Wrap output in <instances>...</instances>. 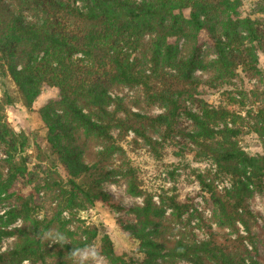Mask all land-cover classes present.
I'll return each mask as SVG.
<instances>
[{
	"label": "trees",
	"instance_id": "trees-1",
	"mask_svg": "<svg viewBox=\"0 0 264 264\" xmlns=\"http://www.w3.org/2000/svg\"><path fill=\"white\" fill-rule=\"evenodd\" d=\"M79 1L82 8L76 5ZM21 2L28 10H38L42 18L25 21L8 6L0 9V73L10 77L28 102L44 86L59 88L54 106L45 109L42 117L54 135L60 163L54 170L31 171L27 158L20 156L18 161H11L6 174L0 172V193L16 191L17 206L9 211L6 224H13L17 218L25 223L18 230L0 227V243L4 237L17 235L14 247L0 251V264L24 261L46 264L36 235L40 221L34 218L40 210L35 201L39 189L58 188L67 195L68 202L79 204V208H84L85 203H103L123 209L101 187L102 182L117 176L124 178L128 193L141 197L143 204L130 207L133 223L122 225L123 234L131 230L129 236L134 235L133 247L115 250L108 236L102 238L100 253L109 259V264H156L161 256L168 257L172 263L183 260L190 264H264L254 260L256 250H249L243 243L240 253L226 251L211 240L150 238L156 233L150 227L167 209L180 219L193 208L201 192H208L217 206L219 225L237 233L241 241L254 242L255 220L248 200L264 189V144L261 150L252 153L241 142L251 133L259 134L264 142V94L255 103L254 118L247 111L253 125L221 104L205 106L200 113L183 105L185 98H195L209 88L216 89L214 79L196 76L198 70L209 67L220 83L231 80L240 68L252 74L261 73L258 52H264V31L255 26L256 21L250 16H243L240 11L243 0ZM64 17L76 18L79 32L75 29L69 33L62 22ZM146 35L152 37L144 53L151 64L149 74L140 68L138 58L131 62L129 53L119 46L122 39L133 38L126 42L137 49ZM182 40L188 43L186 58L180 57ZM206 41L217 55L210 65L202 57ZM76 54L91 59V67L84 70L76 67L72 63ZM96 67L101 69L99 75L98 71L92 73ZM113 86H140L147 100L161 105L164 111L147 115L127 108L122 100L116 103L109 95ZM113 103L115 108L110 110ZM54 108L59 112L51 115ZM182 114L191 120L193 130L180 129ZM229 121L232 127L228 126ZM80 129L87 137L103 142L104 151L97 153L96 158L104 161L118 155L119 165L101 170L96 168L97 163L91 166L84 163L81 153L91 155L92 160L95 157L81 146L76 135ZM130 133L134 135L133 147L129 145ZM180 135L188 143L180 144L177 140ZM17 140L26 145L27 139H17L0 117V142L8 145L10 160H14L18 151ZM162 173L166 174L169 187L159 184L158 175ZM220 178L229 179L232 188L220 193L215 186ZM28 186L32 189L25 191ZM238 223L247 236L239 234ZM89 234L75 248L88 247L96 237L95 233Z\"/></svg>",
	"mask_w": 264,
	"mask_h": 264
},
{
	"label": "rangeland",
	"instance_id": "rangeland-1",
	"mask_svg": "<svg viewBox=\"0 0 264 264\" xmlns=\"http://www.w3.org/2000/svg\"><path fill=\"white\" fill-rule=\"evenodd\" d=\"M76 5L82 8L80 1ZM3 6L4 8L10 7L25 21L42 18L38 10L35 8L28 10L21 0H0V9ZM240 11L243 16H250L252 20H255V26L260 31H264V0H243ZM74 19L76 18L64 17L62 20L64 26L70 31L69 33L74 32L77 27V21ZM78 25L80 26L79 21ZM79 29L77 28L76 31L79 32ZM151 38L150 35L144 36L137 49H133L131 44L126 42L130 38L125 39V41L122 39L119 45L123 52L129 53L131 62L133 59L138 58L137 62L140 68L145 70L147 74L150 73L151 64L148 63V58L144 57V53ZM130 40H133V38ZM180 48V57L186 58L188 56V43L186 40L181 41ZM258 53L259 67L261 69V73L259 74H252L240 68L231 80L220 83L219 81L217 82L214 72L209 70V67L206 70H198L196 76L204 80L214 79L217 84L215 85L216 89L209 88V90L202 92L201 95L195 98H185L183 101L184 107L193 112L200 113L201 109L205 106L209 105L212 107L213 105L221 104L226 109L240 113L245 118L246 123L253 125L254 120L246 116L247 111L250 110L251 117L254 118L257 109L255 103L256 101H260L261 97H263L262 94H264V52L263 50H259ZM202 57L206 65H210L217 57L208 41L205 42L203 47ZM72 63L84 70V68L91 67L92 60L87 59L83 54H76L73 56ZM96 69L92 73L98 71L99 75L101 69L97 67ZM164 70L170 71V69ZM109 95L116 103L122 100L127 108L135 112L157 115L164 111L161 105L151 104L147 100L140 86H113L109 90ZM58 96L59 88L44 86L40 94L31 102H28L18 87L11 81L10 77L0 73V117L11 128L17 139H23L24 137L27 139L25 140V146L20 144V140H17L16 147L18 151L16 153L13 152L15 155L14 160H10L11 156L9 155L8 145L0 142V172L6 174L11 161H18L20 156L27 158L31 171L36 168L38 172H42L46 171V169L54 170L55 167H58L60 163L59 155L57 154L58 146L54 144V135L49 131L42 117L45 109L49 108V106H54ZM114 108L115 103L109 109L113 110ZM54 112H59V110L54 108L51 115ZM240 124L243 125L242 122ZM219 125L222 127L223 124ZM228 126L232 127L230 121L228 122ZM179 127L189 132L193 130L194 125L185 114H182ZM76 135L80 137L81 146L95 157L92 160L91 155L81 153L80 157L84 163L89 166L97 163L96 168L101 170L119 165L120 160L118 155H113L104 161L96 158L97 153L104 151L102 141L95 139L93 136L87 137L83 129L78 130ZM132 138H134V135L130 133V147L134 146L131 142ZM177 140L180 144L188 143V139L181 135L177 136ZM139 144L144 146L142 140H139ZM263 144V138L256 133H251L249 137L241 142L242 147L252 153L261 150ZM99 157L101 158L102 156ZM43 176H45L44 172ZM158 176L159 184H164L166 187L170 186L165 173ZM20 186L23 187L22 184ZM215 186L220 193H223L232 188V182L227 178H220L216 180ZM101 187L114 197V204H119L124 208L120 209L114 205L110 206L103 203H85L84 208H79V204L68 202L67 195L62 194L58 188L55 190L42 188L36 193L35 201L40 208L37 213L35 212L34 217L40 221L36 235L41 241L46 256V264H74V261L69 259L68 253L72 252L80 242L89 238L90 232L95 233L96 237L89 244L92 247H86L88 248L86 254L95 252L96 255L94 260L85 261L84 264H109V259L100 253L103 244L102 238L104 236L109 237L115 250L125 251L133 247L134 243L131 239L134 235L129 236L131 230L123 234L122 225L133 223V216L128 209L135 205H142L143 199L128 193L127 182L122 176H117L111 181L102 182ZM30 189L32 187L28 186L25 191H30ZM15 193V189L10 190L8 193H0V217L2 218L0 219V227L4 229L18 230L25 226L22 218H17L13 224H6L9 211L17 206ZM155 200L159 203L157 198ZM78 203L82 202L79 200ZM248 203L255 220L253 243L251 242L252 239H243L241 241L237 233L219 225L217 206L212 202L208 192H201L195 199L193 208L185 212L180 219H177L174 213L170 209H167L165 215L157 220V223L153 227H150L151 231L155 229L156 232L150 238L157 241L163 238L183 239L187 242L211 240L226 251L235 252L237 250L240 253L244 249L243 243L249 250H253V252L256 250L253 253L255 255L253 256L254 260L257 259V261L264 263V189L261 192H256L248 200ZM238 227L239 234L244 237L247 236L243 226L238 223ZM31 229L33 230L32 226ZM60 236H64L67 242L63 244L55 243L54 241ZM16 242L17 235L4 237L0 243V251L11 249ZM165 252L163 251L162 253L164 254ZM22 264L31 263L24 261ZM156 264L190 263L183 260H175L172 263L168 257L161 256L156 260Z\"/></svg>",
	"mask_w": 264,
	"mask_h": 264
},
{
	"label": "clouds",
	"instance_id": "clouds-1",
	"mask_svg": "<svg viewBox=\"0 0 264 264\" xmlns=\"http://www.w3.org/2000/svg\"><path fill=\"white\" fill-rule=\"evenodd\" d=\"M55 243H66V238L64 236L58 237L55 241ZM92 246H88V248H91ZM88 248L80 249L75 248L72 250V252L68 253L69 259L74 261V264H84L85 261H90L95 259V252H91L89 254H86L88 252Z\"/></svg>",
	"mask_w": 264,
	"mask_h": 264
}]
</instances>
